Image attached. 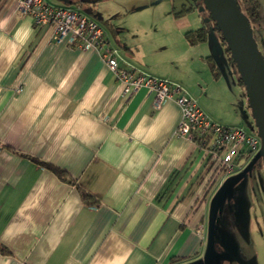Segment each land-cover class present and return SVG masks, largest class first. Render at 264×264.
Masks as SVG:
<instances>
[{"label":"crops","instance_id":"1","mask_svg":"<svg viewBox=\"0 0 264 264\" xmlns=\"http://www.w3.org/2000/svg\"><path fill=\"white\" fill-rule=\"evenodd\" d=\"M44 1L99 24L121 67L192 91L182 72L156 71L136 53L134 24L123 29L108 11L131 14L120 0ZM203 46L198 68L210 83L205 59L215 63ZM153 102L144 88L123 97L97 51L56 43L51 28L0 0V245L11 253H0V264H230L219 262L216 238V256L207 258L209 212L226 181L203 199L212 171L194 142L175 136L177 105ZM80 191L97 203H83Z\"/></svg>","mask_w":264,"mask_h":264},{"label":"rangeland","instance_id":"2","mask_svg":"<svg viewBox=\"0 0 264 264\" xmlns=\"http://www.w3.org/2000/svg\"><path fill=\"white\" fill-rule=\"evenodd\" d=\"M173 1L120 0L126 12L131 11L122 19L121 11L112 8H108V11L115 15V19L121 20L123 29L129 31L134 24L138 33L130 41L135 42L136 53L146 65L160 72H182V77L191 84L192 91L187 88L190 95L197 103L199 100L200 104L206 105L217 122L225 126L240 125L247 132L250 131L252 112L245 88L239 82L237 68L230 60L226 43H222L220 34L213 32L216 43L210 34L205 42L194 44H190L186 37L187 32L194 31L201 22L207 21L208 12L201 10L202 4L175 18ZM239 7L243 12L246 8H253L259 15L251 34L264 61V0H244ZM206 24L212 25L209 22ZM205 44L210 47V54L212 48L216 49L217 53L212 57L221 75L219 80L209 79L210 83L204 80L198 68L199 57L205 53ZM207 74L211 76L210 72ZM245 163L242 160L238 167L245 169ZM239 168L226 176L225 183L228 184L240 173ZM215 238L222 248L223 255L219 262H228L226 258H229L230 264H264V165L261 159L224 198L217 214Z\"/></svg>","mask_w":264,"mask_h":264},{"label":"built area","instance_id":"3","mask_svg":"<svg viewBox=\"0 0 264 264\" xmlns=\"http://www.w3.org/2000/svg\"><path fill=\"white\" fill-rule=\"evenodd\" d=\"M17 13L29 16L34 26L52 29L56 43L68 40L81 50L97 51L105 66L121 87L122 96L130 97L144 88L154 94V108L173 102L180 110L175 136L194 142L202 152V162L212 171V183H220L233 174L242 160L247 165L261 148V139L240 127H225L213 122L197 101L180 85L150 76L128 65L121 67L118 50L109 47L103 29L95 21L72 7H54L44 0H14ZM18 92L20 89L17 90ZM239 168V171H242ZM211 183V184H212Z\"/></svg>","mask_w":264,"mask_h":264},{"label":"water","instance_id":"4","mask_svg":"<svg viewBox=\"0 0 264 264\" xmlns=\"http://www.w3.org/2000/svg\"><path fill=\"white\" fill-rule=\"evenodd\" d=\"M179 0H174L176 14L180 12ZM209 14L205 23L213 21L226 43V49L232 62L236 65L240 81L245 88L248 105L252 112L254 126L261 139V148L232 181L224 186L215 195L208 218L207 248L208 261L215 258V224L219 208L227 194L250 172L258 160L264 165V61L253 40L251 29L246 17L241 13L235 0H199ZM210 38L217 42L212 29ZM213 55L216 49H212ZM221 53V51H218Z\"/></svg>","mask_w":264,"mask_h":264},{"label":"trees","instance_id":"5","mask_svg":"<svg viewBox=\"0 0 264 264\" xmlns=\"http://www.w3.org/2000/svg\"><path fill=\"white\" fill-rule=\"evenodd\" d=\"M235 1H236V4L238 6H240L241 3H244V0H235ZM195 2L198 5H202V3L199 0H195ZM176 10L177 9L174 6V1H173V10H172V12H173V16L175 18H179L180 16L184 15L185 13H189V12L193 11L191 6L187 7V8H184V9L180 8V12H178L177 14L175 13ZM240 11L246 17V20L249 23L250 29L252 30L254 24L259 20V15H258L257 11L255 9H253V8H246L244 12L240 9ZM208 18H209V16H208ZM209 23H211L212 25L209 26V24H206L205 22H203V24H202V26L200 28H198V29H196L194 31H189V32L186 33V37L189 39L190 44H194L196 42H205L207 40V38H208L210 29H212V32L217 31L220 34L222 43L225 44L224 40L222 39L221 33L216 28L214 22L213 21H209ZM205 61H207L209 63V69H210V72L213 75V78L217 79L218 78V73L216 72L217 68H216L215 64L211 63L209 58H206ZM239 82L241 83L240 76H239ZM252 129L254 130V127H252ZM30 160L32 162H34L35 164H38V165L46 168L50 172H52L61 181L68 182V183L70 182L68 180V177H67V175H66L64 170H62L60 168H57L55 166H52L50 164L38 161V160H36L34 158H30ZM210 180H209V182L207 184L206 192H205V195L203 196V199H205V197L211 191L212 187L215 186L216 182L212 183V181H210ZM79 194H80V198H81L83 203L88 204V205H95L97 203L96 201L93 200V198L89 194H87V193H85L83 191H80ZM0 253L3 254V255H10L11 254L5 247H3L1 245H0Z\"/></svg>","mask_w":264,"mask_h":264},{"label":"flooded vegetation","instance_id":"6","mask_svg":"<svg viewBox=\"0 0 264 264\" xmlns=\"http://www.w3.org/2000/svg\"><path fill=\"white\" fill-rule=\"evenodd\" d=\"M178 4H180L181 8L183 9L191 6V8L195 10V8L198 6L195 0H179Z\"/></svg>","mask_w":264,"mask_h":264}]
</instances>
